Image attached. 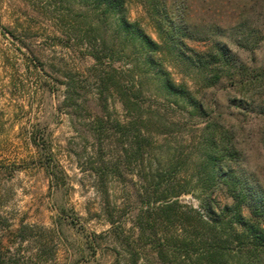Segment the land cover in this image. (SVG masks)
Here are the masks:
<instances>
[{"label":"rangeland","instance_id":"1","mask_svg":"<svg viewBox=\"0 0 264 264\" xmlns=\"http://www.w3.org/2000/svg\"><path fill=\"white\" fill-rule=\"evenodd\" d=\"M125 6L128 20L162 46L157 59L176 82L187 84L212 122L243 150V166L264 181V114L259 113L264 82L239 87L224 77L225 70L190 71L158 26L159 13L173 17L183 12L190 23L226 43L237 61L259 68L264 64V0H125ZM0 25L5 29L0 28V165L14 167L12 174L0 172V211L14 229L32 226L27 231L31 242H23L21 251L35 253L43 247L47 252L40 256L46 262L34 257L25 264L128 263L125 245L108 233V214L120 223L122 235L131 241L136 237L140 165L133 158L128 161L132 149L115 128L129 115L121 87L134 93L140 80L134 68L141 59L138 43L119 32L112 17L102 21L90 0H0ZM182 40L178 44L186 53L208 50L205 38ZM94 44L97 49L106 45L101 63L91 57ZM107 72L115 90L100 95ZM214 73L224 75L216 85L205 86L204 77ZM145 77L149 99L142 102L144 111L167 98L155 79ZM180 111V123H165L168 132L157 133L160 125L153 123L148 128L160 153L181 151L187 157L190 139L205 121L197 123V116ZM97 118L103 119V128ZM47 156L60 170L57 182L44 166ZM191 165L187 157L175 169L190 173ZM115 168L121 177L113 173ZM216 198L221 204L231 201L224 190ZM180 199L198 207L191 193ZM5 233L18 248L15 233ZM145 241L133 242L140 263L155 264Z\"/></svg>","mask_w":264,"mask_h":264},{"label":"trees","instance_id":"2","mask_svg":"<svg viewBox=\"0 0 264 264\" xmlns=\"http://www.w3.org/2000/svg\"><path fill=\"white\" fill-rule=\"evenodd\" d=\"M90 2L102 21L112 17L119 32L136 41L140 49L141 59L134 65L136 77L140 78L135 83V92L132 93L128 87H121L119 91L122 105L129 115L125 116L124 122H116L115 128L122 136L124 145L132 149L128 161L133 158L140 165L137 172L139 185L136 188L140 206L134 222L136 237L131 241L129 236L122 235L120 223L112 213L108 214V233H112L119 244L125 245L129 255L126 264H142L139 248L135 249L133 242L138 244L143 239L154 253L155 264H264V181L255 171L251 172L243 166V150L221 126L212 122L211 116L187 84L176 82L163 62L157 59L162 46L139 24L128 20L125 0ZM159 16L162 38L173 44L177 59L184 62L190 71H226L225 75L214 73L204 77L205 86L216 85L223 75L239 87L264 82V64L250 69L237 61L226 43L210 37L212 31L209 33V29L190 23L185 13L177 12L173 17L159 13ZM0 28L5 30L1 25ZM184 36L193 40L205 38L209 42L208 52L190 49L191 53H186L178 44ZM105 42L102 38V43ZM105 49L106 45L97 49L94 44L91 57L101 63L106 56L103 52ZM106 74L100 76L103 81L100 95L105 90L111 94L114 89L109 72ZM145 76L155 79L160 91L167 97L166 101H159L161 106L155 109L149 107L146 111L142 106V102L149 99L144 95L142 80L147 78ZM169 97H173L174 101H170ZM179 103L182 107H178ZM186 106L190 110L185 109ZM237 106L241 107L239 104ZM168 109L179 112V115H171L174 113ZM180 109L185 115L197 116V123L205 121L196 127L197 133L190 139L192 149L187 156L192 164L190 173L175 169L187 157L181 151L170 153L166 150V155L160 153L153 144V133L148 128V124L153 123L160 125L157 133L168 132L166 125L178 124L183 118ZM260 109L259 113L264 114V107ZM97 119L99 127L103 128V119ZM131 128L134 130L132 135ZM261 134L264 135V125ZM196 138L198 140L195 141ZM44 162L52 179L57 182L60 170L52 157L47 156ZM154 162L155 168L152 167ZM12 170L14 167L0 165V172L12 174ZM113 173L122 176L119 169H113ZM222 190L231 199L230 202L221 204L218 201L216 194ZM187 193L198 200V207L180 199L181 195ZM31 227L20 225L14 229L0 211V264H25V260L30 262L34 257L42 263L47 261L40 257L47 253L43 247H38L35 253H24L20 249L23 242H31L27 233ZM5 232L15 233L18 248L12 247L13 241L7 239ZM113 251L116 256L120 254L115 249Z\"/></svg>","mask_w":264,"mask_h":264}]
</instances>
